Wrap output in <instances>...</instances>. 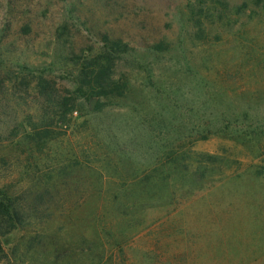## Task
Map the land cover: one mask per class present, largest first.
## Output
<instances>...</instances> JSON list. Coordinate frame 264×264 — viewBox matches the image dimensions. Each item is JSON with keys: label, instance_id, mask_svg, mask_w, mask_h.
I'll list each match as a JSON object with an SVG mask.
<instances>
[{"label": "rangeland", "instance_id": "rangeland-1", "mask_svg": "<svg viewBox=\"0 0 264 264\" xmlns=\"http://www.w3.org/2000/svg\"><path fill=\"white\" fill-rule=\"evenodd\" d=\"M66 1L13 19L0 0V158L19 157L2 181L30 215L2 239L6 264H264V2ZM105 36L127 46L126 91L79 96L27 163L12 147L42 115L38 77L76 93L56 53L72 73Z\"/></svg>", "mask_w": 264, "mask_h": 264}, {"label": "trees", "instance_id": "trees-1", "mask_svg": "<svg viewBox=\"0 0 264 264\" xmlns=\"http://www.w3.org/2000/svg\"><path fill=\"white\" fill-rule=\"evenodd\" d=\"M3 1L7 3L5 16L14 19L16 18L14 16L17 15L20 9L23 10L22 6L25 1L28 0ZM61 1L67 2L66 0ZM256 1L258 3L264 2V0ZM12 26L13 24L8 22L4 32L8 29H12ZM70 27L69 23H63L57 29L56 37L59 41L58 44L64 45V43L68 42V39H70ZM30 28L31 25H26V30ZM103 40L105 45L102 50L98 52L96 57H93L89 62L87 60H85V63L78 62L77 65L79 67H74L75 71H72V73L69 68V63L64 62V59L62 60V58L65 57L64 54L66 50H61L56 53L55 58H59L60 61L54 62L52 67H58L59 70L66 71L68 75L74 79V83L77 85L76 93L67 91L64 95L58 94L53 86L54 82L48 79L46 75L38 77L36 89L38 92L39 110L42 111V115L38 121H36L34 117L26 118L24 121L25 123L22 125L23 133L17 140V145L12 147V150L18 153L19 151L28 153L27 163H33L34 159H36V152H43V150L49 146V142L52 140L51 128L54 123L59 120L61 123L66 120H68L69 123L71 122L74 113L78 111L77 105L79 102L78 100H80L79 96H87L89 100L100 98L96 107L100 108L101 98L109 99L112 98L111 96H120L126 91L125 88L127 85L123 80L115 78V68L120 58L128 52V49H126L127 46H124L123 49V45L120 41H111L107 36H105ZM63 48L66 49V46ZM156 48L162 49L163 46L158 45ZM76 58L80 59V57ZM50 71L52 72V70ZM74 94H76V97H74ZM18 160L19 157L14 159L15 162H10V165H16L19 163ZM10 165L6 162V158H0V264H6L10 262L11 257L16 258L17 256L15 250L11 253L6 250L2 239L13 233L16 229L24 227L30 218L26 210L27 205L23 203L24 200L22 196L18 195L11 187L5 185L2 181L6 176H4L2 172L5 170V166L11 168ZM36 192H29L30 197L33 195L36 196ZM33 206H35L34 203L28 205L30 209L34 208Z\"/></svg>", "mask_w": 264, "mask_h": 264}]
</instances>
